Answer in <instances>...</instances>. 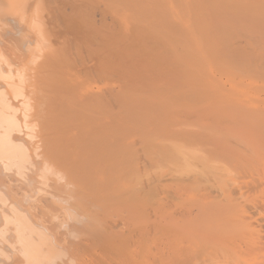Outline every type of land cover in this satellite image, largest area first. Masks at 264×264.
<instances>
[{
    "label": "bare ground",
    "instance_id": "bare-ground-1",
    "mask_svg": "<svg viewBox=\"0 0 264 264\" xmlns=\"http://www.w3.org/2000/svg\"><path fill=\"white\" fill-rule=\"evenodd\" d=\"M40 1L41 2L38 3L37 6L34 2L30 4L31 7L34 5L35 8L32 7L33 9L31 8V12L29 13L27 10H29L28 4L31 0H0V34L5 30L4 22L12 23L13 21L17 27L20 26L19 28H21V33L16 31L20 36L17 38L10 36L11 39L8 38L9 35L6 34L7 31L5 30L6 33H4L8 36L5 38L9 40H6L4 38L5 35L2 34V36L4 35L3 39H5L8 44L14 41V43L12 42L13 44L10 43L13 48H11L10 44V47L7 43H5V45L7 44V48H10L11 51L12 49L14 50V48L15 50L18 49L22 51L23 46V51L25 52V49L27 51L25 55H23V52L17 54L18 52L15 50L13 52L16 53H13L10 50H6L5 46H1L4 42L2 44L0 42L2 50L5 47L4 52L9 51V53H13H10L11 55H9L8 58L14 54L23 57V61L21 58V62L17 63L14 62L16 60L14 56H12L13 58L10 61V59L7 58L8 60H6L0 55V169H7L9 173L14 172L16 175H19V179L21 177L25 179L27 175H30L27 174L29 170L36 171V174L34 173L32 176V173L31 176L36 177L32 179V183L35 185V188L38 189L36 190L39 194L36 199L30 196L31 199L29 201H32L28 205L29 208L24 206L18 199L10 202L4 198L3 195H0V220H2L4 227L10 226L7 232L11 234H9V236L13 237L12 239L14 242L16 244L20 243V249L18 245L15 244L18 248L20 258L14 264H57V261H59L58 256L50 254L51 251L46 249V244L47 241H50V237L54 236V238H56L55 240L59 241V229L62 225L65 227L62 221H59L58 224L55 220L54 222L50 221L51 217L49 212L53 209V203H48V198L50 197L52 200H55L59 193L62 196L67 194V196L65 195L66 199L65 196L64 198L61 196L59 197V199L63 198L62 200H64L62 201L60 199L62 205L68 206L66 209L63 207L62 212L71 209L62 214V216L66 214L65 216L68 215L72 218L70 219L73 223L69 222L72 224V227H70L71 225L68 226L74 229V231L71 229L67 231H72V233H74L77 227V225H75L76 223L81 224L78 226L79 230H81L82 227L78 235L72 234L73 241L69 238L71 236L70 234L68 237L66 228L65 230L64 228L60 229L62 230L61 233H66H64L65 236H63V238L66 237L68 239V243H64L69 245L68 248L75 256H81L80 258L78 257V260H80L77 264L146 263V261H142V256L146 257V255H143L146 251L145 248L140 246L144 249L143 250L138 246V249L141 251L137 249L139 254L136 255L135 252L134 256H132L134 251L131 253L130 249V247H132V250H135L140 242L143 244L144 239H140L141 236L144 237V234L141 232L142 228H140L142 225L139 227L135 226L138 230L139 228L141 229L136 231V228L134 229V226H132L135 222L129 221L133 219L134 215H140V217L145 215L150 216V209L154 206L151 204H158V202L154 200L160 194V190L156 187L157 181L155 182V180L148 175L150 172L145 173L147 176H140L141 172L138 164L140 155L137 149L134 148L136 145H134L135 141L133 140L134 143L130 144V141L135 138L136 135L141 138L139 139L140 141H138L139 144L140 142H148L147 145L151 142H153V145L154 142H167V144L168 142H180V144L183 142V146H181L182 144H170V147L165 143V147H168V150L171 149L169 152L164 148V143H161L162 145L158 144L159 147L156 146V143L153 148H164H161L163 149H160L161 151H157L158 154L159 152L164 153V150L166 152L164 155H158L159 158L166 157V159L164 158L160 160V162L162 161L163 164H166L164 165L167 166V168L169 167L174 170V172H172L174 176H170L172 177V182L174 181L178 185L183 186L186 192L190 189L188 191L190 195H188L189 193L187 195L191 197L190 201H192V203L198 201L197 203H201L203 208L209 204L210 207L212 204V207L216 208V206H218L217 208L219 209L225 208L226 206L225 209H222L226 212L222 213V215L224 214L223 216L218 214L219 209H214L218 211V213L215 214L222 217L220 219L217 217L219 219H216L217 221H213L212 217V219L209 220L210 217H208V220L211 221L210 225V222L208 223L209 228L206 226V223L204 225L208 229L204 227L206 230L204 231L203 225L201 229L204 232L200 230L201 237L202 234H204L208 238V242H206L207 247H209L208 245L214 246V244H216L218 247L213 248L214 251L220 247L221 249L219 248V250H217L218 253L220 252V254H222L224 252L223 254H225H222L220 257L218 256L219 254H215L216 251L214 254L219 258L217 259L216 256V260L214 255V259L210 258L209 262L212 264L215 261H221L220 259H222L223 256L224 258L227 256L226 253H230L229 250L231 249L229 248L234 244V237H240L241 239L243 238V240L246 239V236L242 232L247 225V222H245L243 218L238 217L239 214L238 216L237 213L236 215L232 214L231 208L237 202L234 198V196H236V188L234 187L233 189V187H229L227 183L229 180L227 178L229 177L226 178V176L230 174V170L221 163H223L222 161L225 163V161L229 159L226 156H229L231 152L230 160L231 158L238 159L237 163L241 164L244 169H247L248 165L244 163L246 161L243 160V157H241L243 162L239 160V155L233 151L234 149L232 146V150L229 148V152V150H227L229 145H227L226 148V145L221 142L223 140L220 138L223 137V142H225V138L227 139L229 137L226 136V133L229 131L230 133H227L228 135L234 133L232 136H236L237 141L234 139V142H237V144L239 141L242 142L243 138H245V141L248 143L250 142L251 146H253V153H250L253 159L250 160L252 162L249 161L248 164H252L253 169L256 171L261 167L264 169V153H262L264 152V101L262 100V102L257 96L261 92H257L258 88L254 86V81L251 82L248 75H246L248 72H244V70L246 71L245 67L243 69L239 66L237 70L235 68L237 65L235 64V66L233 64L234 61H232V59V63L230 61L229 64L234 65V67L228 64V59L230 60V58H227V54L229 55L228 50L232 49L233 45L230 48L229 44L231 42H226L229 46H224V43L221 44L223 40L220 41L221 38H219L228 32V28L223 30L224 28L222 26L220 27L222 30L217 31L219 28L216 29V27V30L212 33L214 34L215 32L218 34L221 32V35L218 34L216 39H219L220 43L218 44H221L220 47L223 45V47H221V52L224 47L227 49V52L223 51V53L226 52L225 55L220 53V50L218 53L217 48L219 47H217L216 44L218 41H215L216 39L214 35L211 34L212 31H210V29L214 30V25H218L216 21L218 22L219 20L217 19L231 16L233 13L235 14L237 12L236 10L241 9L238 6V1L232 0L234 4L232 1L227 2L230 0H197L196 2L195 0H65L67 4L63 5V3L60 8L57 6H60L59 4H61V2L58 4L57 0ZM257 1L254 3L258 4ZM262 1L264 0H260L262 4L259 2V6L264 5ZM197 2L200 5L196 4V6H193ZM202 3L204 4V9L208 7L211 9L212 16L207 13L210 11L208 9L207 11L205 10L206 13H204V15L201 7L197 10V6H202ZM207 4L209 6L206 7ZM242 4L244 5L246 3ZM255 4L252 3L251 5ZM223 5L227 7L224 8ZM233 5H235V7ZM220 6L224 8L223 11ZM213 7L217 8L214 9ZM251 7L255 8L254 6ZM44 9L50 14L52 12V16L50 15V18H48L50 19L49 23L51 22L53 27H47L54 28L55 26V29L51 28L53 31L49 29L48 31L50 32H48V28H45V23L41 20L44 16H42V11ZM218 10L219 13L221 12L220 15L216 13ZM224 11H228L229 14L222 13ZM214 12L216 14H214ZM207 14L211 17L209 18ZM206 15L210 21L213 20L212 23L210 21H207L209 22L207 23L206 20H203L204 17L206 18ZM97 16H100V20ZM45 18L44 22H46ZM97 22H99V24ZM210 23L213 26L209 25L208 28L207 25ZM46 24L48 25L47 22ZM64 29L65 33L75 30L79 35H77L76 32L75 37L78 36L77 38H74L72 35L70 39L66 38V40L70 42L68 43L70 44L69 47L65 45V49L55 50L50 44V34H52V32L56 33L59 30H62L63 34ZM10 31L8 30V32ZM223 31L225 33H223ZM65 33L62 36H65ZM209 33L211 34V38L208 35ZM68 34L69 33H67V35ZM72 34L74 35V31ZM228 35L227 33V35L222 38L227 40L226 37ZM68 36H70V34ZM12 38H14L17 43ZM0 41H2V39H0ZM15 43L17 46L14 45ZM18 45H20L21 50L17 48ZM9 53H5V55ZM220 54L224 55V59L219 56ZM232 55H234V52ZM247 55L249 56L250 54ZM256 74L258 73H255V75ZM249 75L253 74L251 73ZM255 75H253V77ZM223 78H225L226 81H223ZM114 83L118 84L117 88H115L116 86ZM99 85L104 86L105 90H94V88H98ZM259 89L261 90L262 88ZM52 96L54 98H52ZM187 96H191L192 99L189 97L187 98ZM64 98L69 99V101L68 99L67 101L68 103L70 102L69 104H71V106L67 104ZM58 101L61 103L59 102L60 104H58ZM62 103L67 104V107L69 106L70 108H67L65 104L61 105ZM55 104H57L56 107L59 108L56 110L57 113L53 111V106ZM60 107L65 109L63 110ZM60 109L61 111H59ZM154 109H158L160 113L158 114ZM159 109L162 112L159 111ZM181 109H184L188 113L189 111L186 109H192V111L196 109L194 111L198 112H194L196 115L191 113V116L190 114L187 115V112L184 111L186 114L185 119L184 113L182 114V111H180ZM153 110L157 112L155 115ZM139 111H141L142 115L138 113ZM179 114H181L182 117ZM117 115L121 120L117 118ZM175 115L178 116L175 118ZM189 115L192 121H189V118H187ZM201 115L206 116V120L209 118L210 122L212 121L211 118L215 120H213L214 123L218 124L219 121L220 125H215L216 127L218 126L217 129L214 125H211L212 122L210 124L212 129L208 128L210 126L205 127L209 137H212L209 138V140L211 141V139L214 140L215 137H218L217 139L215 138L217 140L215 143L219 142L217 146L221 147L223 144L227 153L229 152V154H227L226 151H222L225 150L223 146L219 148L222 154L224 152L227 154L225 155L224 153L225 157H222V154L218 152L219 158H222L221 161L217 160L221 162L219 165L215 163L217 161L209 158L208 154L206 156V153L200 151V149L204 151L205 146L202 148V145H199V149L198 146H196L198 144H192V141L194 142L198 139L196 137L195 140L189 139L188 135L190 134L186 133L188 129L184 131V126L193 125L190 127L193 128L197 125L194 127L197 129L198 125H201L199 119L205 118ZM226 116H230V119L234 121L232 120L230 123L229 119H225ZM192 117L195 118L192 119ZM116 118L121 121V126L118 125V127L120 126L119 128L113 127L111 124L113 122L116 124L113 120H116ZM177 118L181 120L179 121L180 123H178V121L176 122ZM223 118L228 124L223 122ZM183 119H185L184 122H187V119L191 123L193 121L196 123V120L199 122L196 125L194 122L192 124L185 122L187 124L185 125L182 121ZM209 119L207 121H209ZM207 121L203 122L207 123ZM163 122H165V124H161ZM179 125H182V128ZM222 126L223 128L226 127V129H223ZM230 126H232L230 130L227 129V127L229 128ZM178 127L181 129H178ZM200 128L202 129L203 127L200 126ZM232 128H234V130ZM208 129L209 131L213 130V132L208 133ZM189 130L187 131L189 133L190 131H196ZM216 131L218 134L219 132L221 134L226 131L224 133L226 137L223 135H216ZM203 132L201 133L204 138L205 134H203ZM192 133L194 132H191V134ZM210 133H214L213 136H215L213 137ZM129 134H131V139ZM200 134L197 133V135ZM208 135L206 136L208 137ZM173 137H177L178 139H174ZM171 138L173 140L170 141ZM192 138L194 137L192 136ZM233 138L229 137L228 139L229 141L230 139L233 141ZM67 140L68 143L70 141L78 143L75 145H71L70 143L66 144L65 142ZM188 140L193 146L191 145L190 147L187 143L189 142ZM62 142L67 148H63ZM90 142H92L91 147ZM107 142L110 144L112 142L115 143L111 144L112 147L108 144V146H110L109 148H102L101 146ZM256 142H260V144ZM59 143H61L62 146ZM151 146L152 144H150V147H145V150H150ZM153 148H151V151ZM209 148H211V146ZM216 148V151H219L218 147H215V149ZM235 150H238L237 147ZM154 151L156 153V150ZM142 153L145 154V152ZM142 153L141 155H143ZM216 155L214 157H216ZM148 158L150 159V156L146 159ZM156 160L157 159H155V161ZM146 161L150 162L151 160ZM170 162L171 165L174 164L171 167L168 164ZM27 167H31V169H27ZM237 169L239 171H244L241 167V170L239 168ZM159 170L162 171V169ZM47 171H49V173ZM156 174L154 177H156ZM36 175H38V178L41 176V178H39L40 180H38ZM53 176L56 181L50 180L54 179ZM97 178H99V180H97ZM215 178L218 179L216 180ZM44 179V182H47V179H49L51 183L54 181L55 185L53 186L55 188L53 187V191L50 190V187H52L51 183L46 185L49 191H43L42 187L40 188L42 191H39L40 183H42ZM157 179H160V177ZM177 184H175V186ZM180 186L178 187L180 188ZM253 186L255 185L253 184ZM34 191L35 190L32 191L33 194H37L34 193ZM54 191L58 194L56 195ZM7 193L9 194V192ZM42 193L43 196L40 197ZM213 195L215 197H213ZM243 195L246 194L244 193ZM169 196H171V194ZM43 198H46L48 201ZM237 198L238 197H236V199ZM156 200H158V198ZM174 201L176 200L174 199ZM42 202L48 204L44 205L46 208L42 206ZM239 203L241 202L239 201ZM7 204L9 206L8 208ZM16 204L17 207L20 206L19 208H21L22 211L27 209L28 212H25L28 213V216L30 215L29 218L32 222L27 220L25 212L22 213L14 209ZM49 204H51L52 208H50ZM47 207H49L50 211H48L49 209ZM119 208L125 211H120ZM99 209L104 212L103 214H106L104 215L105 219H109V217L111 218L112 216H116V218L120 217L118 213L121 212L122 215V213L125 212L123 215L124 217H120L124 221L119 220L120 218H111V222H114V224L111 222L107 224L105 223L106 220L102 218L103 214L101 215L100 212H96ZM205 209L207 208L205 207ZM248 209H250L249 206ZM114 210L115 212L113 213ZM228 210H230V212H228ZM205 211L206 210H202V214L208 215L211 213H209V210H207V213ZM76 213L82 216H79V219L81 220L82 218V221L77 220L78 215ZM163 213L165 214V211ZM212 213L214 212L212 211ZM136 217L138 218V216ZM243 217H245V215H243ZM114 219L119 223H115ZM204 221H206V218ZM65 222H68V220ZM1 225L0 227H2ZM130 225L133 228H130ZM74 226L76 227L74 228ZM122 226L126 228H122ZM36 227L40 230H46L47 234L43 233L42 235L38 232ZM3 229H0V240L4 237L6 231ZM78 229L76 228V231ZM134 232H138V236H134L139 239L136 241L134 237V245L138 243L135 246L136 248L134 247L135 249H133L132 246L133 240L131 242L132 235L135 234ZM140 232L141 236L139 235ZM67 239H65V241ZM219 244H221V246H219ZM58 245H56V248H58ZM63 245L62 247H66ZM254 245L256 246V244L250 242L253 255L255 254L250 264H264V251H260L257 246L254 248ZM233 246L231 248H233ZM65 249L64 251L71 253L67 247ZM129 253H131V255ZM71 254H69V256ZM75 256L73 258V255H71L72 258L69 257V260L71 258L77 262ZM64 259H61V261H64ZM70 261L72 262V260ZM70 261L66 262L65 260L64 263L71 264L69 263ZM58 264H60V262Z\"/></svg>",
    "mask_w": 264,
    "mask_h": 264
},
{
    "label": "rangeland",
    "instance_id": "rangeland-1",
    "mask_svg": "<svg viewBox=\"0 0 264 264\" xmlns=\"http://www.w3.org/2000/svg\"><path fill=\"white\" fill-rule=\"evenodd\" d=\"M68 1V0H67ZM67 1H66V3H65V0H63V2H62V0H57V3L59 4L60 2H61V4H59L60 6H57L58 8H60L61 6H62V4L63 5H65V4H67ZM71 1V0H70ZM197 0H195V2H196ZM205 1V0H204ZM207 1V0H206ZM213 1V0H212ZM232 0H230V1H227V2H231ZM236 1H238V6L241 8V9H239V10H241V11H239V10H236L235 8V10L238 12H236L235 14L233 13H231L232 15L231 16H226V18L225 17H223V18H220V19H217V20H219L218 22L216 21V23H218V25H212L211 23H212V21H210L209 19H208V17H207V15L208 14H212V12H211V9H209V7L208 8H206L207 6H209L208 4L206 5V9H204L203 8V3L201 4L202 6H197V10H198V8L199 7H201L202 9H203V15H204V13H206L205 12V10L207 11V9L208 10H210L209 12H211V13H209V12H207L208 14L206 15V18L204 17L203 18V20H206V22L207 21H210L211 23L210 24H206L207 25V27L209 28V25H211V26H213V29L214 30H212V29H210V31H212L211 32V34L213 33V31H215L216 29H218L217 31H221L222 29H220V27H222L223 26V30H225V29H227V31L228 32H226V34L224 35V36H226L227 35V33L229 34L226 38H227V40L226 39H224V38H222V37H224V36H220L219 38H221L220 39V41L221 40H223L222 42H221V44H223L224 46H226L227 45V47L230 45V48L232 47V45H233V47H232V49H229V50H232V51H229L228 50V53H229V55L227 54V58H230V60L228 59V64L230 63V61H231V59H232V61H234L233 62V64L236 66L235 68L238 70V67L240 66V67H242L243 69H244V67H245V69H246V71L244 70V72L245 73H247L246 75H248V78L250 79V81L251 82H253L254 83V86H256V88H262L260 91L257 89V92H261V93H259V95H257L259 98H260V100L262 101H264V12H263V10H264V5H261L262 3L260 2V0H255V1H257L258 2V4H259V2L261 3L260 5L261 6H263V7H261V6H259L258 4H255L254 2V0H236ZM235 1V2H236ZM32 2H34V4L37 6V4L38 3H40L41 1L40 0H36V1H32L31 0V2H29V4H28V8H29V10H27V12H31V8L32 7H34V5L31 7V3ZM36 2V3H35ZM203 2V1H202ZM246 3V4H242V3ZM256 2V3H257ZM262 2H264V1H262ZM56 3V4H57ZM201 3V2H200ZM219 3H221V2H219ZM232 3H234L233 1H232ZM237 3V2H236ZM240 3H241V6H240ZM255 4V5H251V4ZM196 4L198 5L199 3L197 2V3H195V5H193V6H196ZM211 4V3H210ZM218 4V3H217ZM223 4V3H222ZM229 4V3H228ZM235 4V3H234ZM250 5V7H249V5ZM200 5V4H199ZM214 5V4H213ZM231 5V4H230ZM258 5V6H257ZM215 6V5H214ZM224 6V5H223ZM234 7H235V5H233ZM251 6H254L255 8H253V7H251ZM218 7H219V4H218ZM221 7V6H220ZM227 7V6H226ZM225 6H224V8H226ZM232 7V6H231ZM27 8V9H28ZM35 8V7H34ZM195 8V7H194ZM214 8V7H213ZM212 8V9H213ZM215 8H217V7H215ZM214 8V9H215ZM222 8V7H221ZM224 8H222V11H223V9ZM237 8V7H236ZM243 8V9H242ZM247 8H250V9H247V10H249V11H247L246 9ZM260 8H262V9H260ZM33 9V8H32ZM254 9V10H253ZM35 10V9H34ZM196 10V9H195ZM243 10V11H242ZM254 12H253V11ZM258 10V11H257ZM259 10H261V11H259ZM43 12H44V14H43ZM46 12V13H45ZM50 12H51V10H50ZM258 12V13H257ZM216 13H219V10H218V12H216ZM215 12H214V14H216ZM221 13V12H220ZM220 13L218 14V15H220ZM222 13H225V14H229V12L228 11H224V12H222ZM251 13V14H250ZM256 13V14H255ZM260 13H261V15H260ZM47 14V15H46ZM51 14H52V12H51ZM49 12H47L45 9L42 11V18H41V20H42V22L43 23H45L44 24V26H46L45 28L47 29V31L49 30V29H51L52 27H53V25H52V23L50 22L49 23V21H50V15H51ZM68 14H69V12H68ZM237 14V15H236ZM49 15V16H48ZM213 15V14H212ZM211 15V16H212ZM217 15V16H218ZM222 15H224V14H222ZM52 16V15H51ZM209 16V15H208ZM211 16H209V18L211 17ZM225 16V15H224ZM233 16H234V18H233ZM247 16H248V18H247ZM257 16V17H256ZM49 17V18H48ZM100 16H97V18H99ZM215 17V16H214ZM214 17H212V18H214ZM229 17V18H228ZM237 17V18H236ZM241 17V18H240ZM253 17V18H252ZM44 18H45V21L48 23V25L46 24V22H44ZM211 18V19H212ZM257 18V19H256ZM259 18V19H258ZM263 18V19H262ZM256 19V20H255ZM262 19V20H261ZM99 20H100V18H99ZM99 20H97V21H99ZM229 20V21H228ZM238 20V21H237ZM243 20V21H242ZM255 20V21H254ZM260 20V21H259ZM259 21V22H258ZM11 22V21H10ZM205 22V23H206ZM222 22V23H221ZM227 22V23H226ZM258 22V23H257ZM98 24H99V22H97ZM207 23H209V22H207ZM233 23V24H232ZM237 23V24H236ZM254 23V24H253ZM101 24V23H100ZM213 24H215V23H213ZM220 24V25H219ZM222 24H224V25H222ZM6 26H7V28H6ZM47 26H52V27H47ZM210 26V27H211ZM247 26V27H246ZM4 27H5V30L7 31V33L5 32V30L0 34V36H2V34H4L5 35V33L7 34V35H9V37L7 36V35H3L4 36V38L5 37H8V38H10V36H14V37H19L20 35L18 34V32L19 33H21V28H19L20 26H18L17 27V25H15V22H13L12 21V23H9V22H7V23H5L4 22ZM217 27V28H216ZM212 28V27H211ZM216 28V29H215ZM230 28V29H229ZM52 29H55V26H54V28H52ZM50 30V31H53V30ZM233 29V30H232ZM237 29V30H236ZM8 30L12 33H10V32H8ZM16 31H18V32H16ZM50 31H48V32H50ZM60 31V30H59ZM59 31H57L56 33H53L52 32V34H50L51 36H53V37H51L50 36V38H49V40H50V44L55 48V50H60V49H65L66 47H65V45L67 46L68 45V47H69V45L70 44H68V43H70V42H68V40H66V38H69L70 39V37H74V38H77L78 36H76L75 37V33L77 32V31H75V30H71L70 32L68 31L67 33H69L70 34V36H68L67 35V33H65V29H64V31H63V34H62V30L60 31L61 32V34H60V32ZM74 31V35L72 34V32ZM209 31V30H208ZM209 31V32H210ZM216 31V32H217ZM239 31V32H238ZM5 32V33H4ZM14 33H16V34H14ZM64 33L66 34L65 36H62V35H64ZM221 32H219L218 34L219 35H221L220 34ZM223 33H225L224 31H223ZM55 34H57V35H55ZM77 35H79V33L77 32L76 33ZM211 34L209 33L208 35H209V37L211 38ZM218 34H216L215 32H214V34H212V35H214V38L216 39V36L218 35ZM18 35V36H17ZM72 35V36H71ZM223 35V34H222ZM3 36L2 37H0V39H2V41H0L1 42V44L4 42V44L3 45H1L2 47L3 46H5L6 47V50H10V48L8 49L7 47L9 46L10 47V45H11V48H13L12 47V44L14 43V41H11L10 43H12V44H8L7 43V41L6 40H9L8 38L5 40V39H3ZM58 37V38H57ZM60 37V38H59ZM61 37H63V38H61ZM65 37V38H64ZM229 37V38H228ZM260 37V38H259ZM51 38H53V39H51ZM74 38H71V39H73V40H75ZM11 39V38H10ZM13 40H15L14 38H12ZM61 39H64V40H61ZM215 39H213V40H215ZM252 39V40H251ZM254 39V40H253ZM52 40V41H51ZM212 40V39H211ZM226 40V41H225ZM217 43V47H219V48H217V50H218V53H219V50H220V53H222V54H226V50L227 49H225V47L223 48V50H222V52H221V47H223V45L220 47V45L218 44V43H220L219 42V39H216L215 40ZM238 41V42H237ZM9 42V41H8ZM15 42H16V40H15ZM226 42H231L229 45H228V43H226ZM5 43H7L8 44V46H7V44L5 45ZM17 43V42H16ZM16 43L14 44V45H16ZM226 43V44H225ZM17 46V45H16ZM15 46V47H16ZM5 47H4V49H5ZM67 47V48H68ZM17 48H20V45H18V47ZM23 49H22V51H19L18 49L17 50H15V48H14V50L16 51V52H18L17 54H19L20 52H23V55H25V54H27V53H25V52H27L26 51V49H25V52L23 51L24 50V46L22 47ZM2 50V48L0 47V55L2 56V58H4V59H6V60H8V59H10V61H11V59L13 58L12 56H14L15 57V61L14 62H17V63H20L21 62V60L23 61V57H20L19 55H12V56H10V58H8L9 57V55H11V54H13V53H16V52H13L14 50L12 49V51L11 52H13V53H9V51L7 52H4L5 50ZM20 50H21V48H20ZM223 51H226L225 53H223ZM238 51V52H237ZM252 51V52H251ZM233 52H234V55H232L233 54ZM237 52V53H236ZM241 52V53H240ZM254 52V53H253ZM5 53H9V54H6L5 55ZM22 54V53H21ZM247 54H250L249 56L247 55ZM253 54V55H252ZM8 55V56H7ZM22 55V56H23ZM224 55H219L220 57H222V59H224L223 57H224ZM7 56V57H6ZM19 56V57H18ZM234 56V57H233ZM251 57V58H250ZM8 58V59H7ZM22 58V59H21ZM250 58V59H249ZM21 59V60H20ZM257 60V61H256ZM13 61V60H12ZM232 61H231V63H232ZM241 63V64H240ZM230 65V64H229ZM232 65V64H231ZM230 65V66H231ZM234 65H232V67H234ZM247 65V66H246ZM259 65V66H258ZM261 65V66H260ZM249 67V68H248ZM262 67V68H261ZM241 68V69H242ZM262 70H261V69ZM240 69V70H241ZM250 69H252V70H250ZM254 69V70H253ZM249 70V71H248ZM256 70V71H255ZM251 71H253V72H251ZM261 71V72H260ZM258 73V74H256L255 75V73ZM253 74V75H255L254 77H253V75H249V74ZM263 75V77H262V75ZM260 74V75H259ZM251 76V77H250ZM262 77V78H261ZM257 80H256V79ZM253 79V80H252ZM259 80V81H258ZM223 81H226V79L225 78H223ZM262 81V82H261ZM114 85L116 86H113V87H115V88H117L118 87V84H115L114 83ZM111 86H112V84H111ZM102 87V88H101ZM97 89H103V90H105L104 89V86H98V88L97 87H95L94 88V90H97ZM263 91V92H262ZM115 93V92H114ZM258 94V93H257ZM262 94V95H261ZM54 97H55V95H54ZM53 96H52V98H54ZM191 98L192 99V97L191 96H187V98ZM263 98V99H262ZM65 99V98H64ZM63 99V100H64ZM67 99L68 98H66L65 100L67 101ZM193 99H194V97H193ZM186 100H188V99H186ZM61 101V100H60ZM60 101H58V104H60L61 102ZM65 101V102H66ZM68 101H69V99H68ZM68 101H67V104H69L68 103ZM192 101V100H191ZM262 101V102H263ZM60 102V103H59ZM64 102V101H63ZM190 102V101H189ZM65 104V103H64ZM63 103L61 104V105H64ZM67 104H65L66 105V107H67ZM60 105V106H61ZM70 106H71V104H69ZM57 106V104H55L53 107V111L54 112H56V110L57 109H59V108H57L56 107ZM61 109H63L62 107H60ZM67 108H70L69 106L67 107ZM55 109V110H54ZM61 109L59 110V111H61ZM65 109V108H64ZM63 109V110H64ZM62 110V111H63ZM155 110V109H154ZM154 110H153V112H154ZM179 110V109H178ZM186 110H188L189 111V113L187 112V111H185L184 109L182 110H180V111H182V114L184 113V111L185 112H187V115L188 114H190L191 115V113L192 114H194V112L195 113H197L198 111H194V110H196V109H194L193 111H192V109L190 110V109H186ZM155 111H157L158 112V109H156ZM159 111H161L160 109H159ZM179 111V112H180ZM192 111V112H191ZM143 112V111H142ZM157 112H154V115H155V113H157ZM162 112V111H161ZM178 112V111H177ZM178 112V113H179ZM201 112V111H200ZM57 113V112H56ZM138 113H140L141 115H142V113H141V111H139ZM144 113V112H143ZM160 112H158V114H159ZM181 113V112H180ZM199 114V113H198ZM198 114H197V116H198ZM161 115V114H160ZM179 115H181V114H179ZM184 118L186 117V114L184 113ZM190 115H189V117H187V118H189V121H192V120H190ZM194 115H196V114H194ZM193 115V116H194ZM118 116V115H117ZM176 116H178V115H175L174 117L176 118ZM192 116V115H191ZM202 116V115H201ZM200 116V117H201ZM180 117V116H179ZM178 117V118H179ZM181 117H182V115H181ZM199 117V118H200ZM204 119H199L200 120V123H201V127H203L202 129L200 128V126L198 125V128L200 129H196V128H194V127H196L197 125V123L199 122L198 120H196L197 122L195 123L194 121V123H195V125L196 126H194L193 128H190L191 126H193V125H191V126H184L185 128H184V131H185V129H188L189 130V128H190V130H196V131H190V133L189 132H187L186 131V133L187 134H190V135H188V137H189V139L191 138V139H198V140H195L194 142L192 141V144H198V145H196V146H198V148L200 149V147H199V145L201 146L202 145V148H204V146H205V149H204V151H202V149H200V151L201 152H203V153H206V156H207V154H208V157L209 158H212V160H214V161H217V160H219V161H221L222 160V158L220 157L219 158V153L218 152H220V154H222V152H221V149L219 150V148H221L222 146H223V144H225L226 145V148H227V145H229L228 146V149L227 150H229V148H230V150H232V148L234 149L233 151L234 152H236L237 153V155H239L238 156V158H239V160L241 161V162H243L242 161V158L241 157H243V160H245L246 162H244V163H246L247 165H248V167H247V169L245 168H242V166H241V164H239V163H237V160L238 159H233V158H231V160L234 162H232L231 160H230V157H231V152H230V150H229V152H230V154H229V152L227 153V150L225 149V147H224V149L225 150H222V151H226V153L227 154H229V156L225 153V155H227L226 157H228L229 159H227L226 161H228V162H226L225 161V163H224V161H222L223 163H221V162H215L216 164H223V165H225L226 167H228L229 168V170H230V174L229 175H227L226 176V178L227 177H229V178H227V179H229L228 181H227V183H228V185H229V187L231 186V188L233 187V189H234V187L236 188L235 189V192H236V196H234V198H235V201H237L238 202V204H237V202L233 205V207L231 208V211L233 212L232 214H234V215H236V213H237V216H238V214H239V216L238 217H241V218H243L244 220H245V222H247V225L245 226V229L243 230V234L246 236V239H244L243 240V238L241 239L240 237H234V241H233V245H231V247L233 246V248H229V249H231V250H229V249H227V250H229L230 251V253L229 254H227L226 252V259L224 258V256L222 257V259H220L221 261H219V262H216L215 260H213V261H215L214 263H212V264H250L251 263V261L254 259V255H253V252H252V248H251V246H250V242H253L254 244H256V246H257V248H259V250L261 251H264V169L261 167V168H259V170L258 171H256V170H254L253 169V166H252V164H248V162L250 161V160H252L253 159V156H250L251 154L250 153H253V146H251V144H250V142L248 143V142H246L245 141V138H243V140H244V142H243V140H242V142L244 143H242V142H240L239 140V142H238V144H237V142H234V139H236V136L234 135V136H232L231 134L230 135H228L227 133H230V128L232 127V126H234V125H232V126H230L229 128L227 127V129H229V130H227V131H229V132H227L226 133V136H229L230 138L232 137H234L233 138V141H231V139H230V141H229V137L226 139L225 138V142H223L224 141V138L222 139V138H220L221 140H223V141H221L223 144H222V146L220 147V146H217L218 144H219V142H216L215 143V141H217L216 139L218 138H214V140L213 139H211V141L209 140V138H212L211 136L209 137V135L207 134V129H205V127H208V126H210V127H208V128H211V125H218L219 124V121H218V124L217 123H214L213 122V118H211V122H212V124H211V122H210V119H209V121H207L206 120V116H202ZM117 118H119V120H121V118L118 116ZM117 118H116V120L115 119H113L114 121H115V123L116 124H114V122L113 123H111L112 125H113V127L115 126V127H118V125H120L121 126V121H119V120H117ZM164 118V117H163ZM162 118V119H163ZM178 118H177V120H176V122L178 121V123H180L179 121H181L180 119L178 120ZM195 117H192V119H194ZM186 119V118H185ZM185 119H183L182 121L184 122V120ZM197 119H198V117H197ZM225 119H229L230 120V123H231V121L233 120V119H230V116L228 117V116H226V118ZM201 120H202V122H201ZM223 120H224V118H223ZM229 120H227V121H229ZM117 121V122H116ZM188 121V119H187V122L186 123H188L189 122ZM203 121H207V123L206 122H203ZM215 121V120H214ZM217 121V120H216ZM234 121V120H233ZM120 122V123H119ZM184 122V123H185ZM192 122V123H193ZM223 122H225V120L223 121ZM65 123V122H64ZM118 123V124H117ZM185 123V125H187ZM189 123H191V122H189ZM188 123V124H189ZM191 123V124H192ZM214 123V124H213ZM226 123V122H225ZM63 124V123H62ZM110 124V125H111ZM161 124H165V122H163V123H161ZM202 124H203V126H202ZM211 124V125H210ZM226 124H228V123H226ZM226 124H224V125H226ZM232 124H235V123H232ZM117 125V126H116ZM220 125V124H219ZM222 125V124H221ZM223 125V126H224ZM231 125V124H230ZM119 126V127H120ZM180 127L182 126V125H179ZM223 126H222V128H223ZM228 126V125H227ZM118 127V128H119ZM140 127V126H139ZM180 127H178V129L180 128ZM218 127V126H217ZM217 127L215 126V128L217 129ZM220 127V126H219ZM182 128V127H181ZM180 128V129H181ZM225 129H226V127H224ZM223 128V129H224ZM206 130V131H204V130ZM212 129V128H211ZM233 130H234V128H232ZM120 130V129H119ZM183 130V129H182ZM221 130V129H220ZM206 132V133H204V132ZM236 131V130H235ZM133 132V131H132ZM132 132H131V134H132ZM135 132H137V131H135ZM191 132H196L195 133V135H194V133H192L191 134ZM201 132H203V134H205L204 135V138H203V135H202V133L200 134ZM209 132H213V130L212 131H209V129H208V133ZM219 132V131H218ZM226 131H224V132H222L221 134H220V132H219V134L217 133V131L215 132V133H217L216 135H218V136H225L224 135V133H225ZM140 133V132H139ZM185 133V132H184ZM185 133V134H186ZM197 133L198 134H200V135H202V136H200V135H197ZM210 133V134H211ZM264 133V132H263ZM131 134H129V137H130V139H131ZM187 134H186V136H187ZM214 134V133H213ZM213 134H211L212 136H213ZM236 134V133H235ZM135 135H136V133H135ZM134 135V136H135ZM206 135H208V137L206 136ZM264 135V134H263ZM172 136V135H171ZM192 136L194 137V138H192ZM215 136V135H214ZM213 136V137H214ZM225 136V137H226ZM132 137H133V134H132ZM196 137V138H195ZM199 137V138H198ZM203 139H202V138ZM238 137V136H237ZM174 138V137H173ZM129 139V140H130ZM138 139V140H137ZM139 139H141L139 136L137 137V135H136V137L135 138H133L130 142V144H133L134 142H133V140L135 141V143H134V145H135V149H137V151L139 152V159L140 160H138L139 162H138V164H139V170H140V172H141V177L143 176H147V174L145 175V173H148V172H152L151 174L150 173H148V175H150L151 177H152V179H154L155 180V182H156V187H158V189L160 190L159 192H160V194L158 195V200H154L155 202H158V204L156 203V204H151V205H154L151 209H150V212H149V215L150 216H148V215H145V216H141L140 217V215H134V217H133V219H130V221L129 222H131V221H133V222H135L132 226H134V229L136 228V227H139V226H141L142 225V227H140V228H142V234H144V237L143 236H141V232H140V236H141V238L140 239H144L143 240V244H142V242H140V244H136L137 245V248L135 247L136 245H134L135 244V240H134V237L138 234V232L136 233V232H134L135 234H133L132 235V239H131V242H132V240H133V244H132V246H133V249H135V250H132V247H130V249H131V253L134 251V254L132 255V256H134L135 255V252H136V255L137 254H139V251H141V250H139L138 249V246H139V248H141L140 246H142L143 248H145L146 249V251H145V254H143V255H146V257L145 256H142L143 258V260L142 261H146V263H144V264H151V263H154V264H176L177 262V264H211V262H209L210 261V258H213L214 259V255L215 254H219L218 256H222V254L224 253H222V254H220V252L218 253V251L217 250H219V248L218 249H216L215 251H214V249L213 248H216V247H218V246H216V244H214V246L213 245H208L209 247H207V244H206V242H208L207 241V237L204 235V234H202V237H201V232H200V230H202L201 229V227L204 225V224H206V226L208 227L210 224H211V221H209V220H211L212 218V220L213 221H217V220H219L223 215H222V213L224 212V213H226L225 211H223L222 209L224 208H221V209H219V208H217L218 206H216V208H217V210L219 209V213H218V211H216V210H214V209H216L215 207H212V204H211V207H210V204L209 205H206L205 207L207 208V209H205V207L203 208V206H202V204L201 203H197L198 201H195L194 203H192V201H190L191 200V197H188V195H190V193L187 191L186 192V190L184 189V187L183 186H180V185H178L176 182H172V177L174 176V173H172V172H174V170L173 169H171V168H167V166H165L164 164H163V162L161 161L160 162V160H162V159H166V157H164V158H159L158 157V155L159 154H161V155H164V153L166 154V152H165V150H164V153L162 154V153H160L159 152V154H158V152L157 151H159L161 148H163V147H160V149H158V148H153V146H155V144H156V146L157 147H159V145L158 144H160V145H162L161 143H164V148H166V150H168V147H165L166 145H170V144H174V145H178V144H180V142H168V144H167V142H154V145H153V142H151L150 144H152V146H151V148H153V150L151 151V148H150V150H145L148 146L150 147V144H148L147 145V143L148 142H140V144H139V142L138 141H140ZM174 139H178L177 137H175ZM205 139H207V140H205ZM220 139H218V140H220ZM171 140H173L172 138L170 139V141ZM204 140V141H203ZM137 141V142H136ZM175 141H177V140H175ZM189 141V140H188ZM199 141V142H198ZM201 141H203V142H201ZM208 141V142H207ZM227 141V142H226ZM236 141H237V139H236ZM66 144H71V145H75L76 143H78V142H69L68 143V140L65 142ZM92 142H90V147H91V144ZM113 143H115V142H112L111 144H113ZM129 143V142H128ZM143 143V144H142ZM165 143H166V145H165ZM183 142H181V144H182ZM185 143V142H184ZM189 145H190V147H191V142L189 141V142H187ZM186 143V144H187ZM201 143V144H200ZM242 143V144H241ZM250 145V147H249V145ZM257 144H260V142H256ZM21 144H23V143H21ZM61 146H62V144H63V142H62V144L61 143H59ZM93 144H94V142H93ZM108 144H110L109 142H107L106 144H103V146H101L102 148H109L110 146H108ZM110 144V145H111ZM127 144V143H126ZM180 144V145H181ZM210 144V145H209ZM214 144V145H213ZM253 144V143H252ZM65 144H63V148H65L66 146H64ZM146 145V146H145ZM173 145V146H174ZM220 145H221V143H220ZM246 145H248V146H246ZM108 146V147H107ZM181 146H183V144L181 145ZM188 146V145H187ZM193 146V145H192ZM195 146V145H194ZM211 146V148H209ZM231 146H232V148H231ZM69 147V146H68ZM111 147H112V145H111ZM139 147V148H138ZM146 147V148H145ZM170 147V146H169ZM171 147H172V145H171ZM209 149H208V148ZM215 147H218V150L219 151H216L217 150V148L215 149ZM236 147H237V149L238 150H235L236 149ZM243 147V148H242ZM264 147V146H263ZM67 148V147H66ZM144 148V149H143ZM163 148V149H164ZM213 148V149H212ZM158 149V150H157ZM163 149H161V150H163ZM173 149V148H172ZM210 149H211V151H210ZM223 149V148H222ZM251 149V150H250ZM140 150H143V151H140ZM154 150H156V153H155V151ZM160 150V151H161ZM171 150V149H170ZM170 150H168V152L170 151ZM148 151V152H147ZM208 151V152H207ZM214 151H216V152H214ZM233 151H232V154H233ZM250 151V152H249ZM264 151V150H263ZM142 152H145V154L144 153H142ZM141 153L143 154V155H141ZM153 153H155V154H153ZM224 153L222 154V157H225V155H224ZM241 153V154H240ZM262 153H264V152H262ZM213 154V155H212ZM217 154V155H216ZM146 156V158L147 157H149L150 156V159L148 158V159H146L145 158V156ZM156 155V156H155ZM210 155V156H209ZM216 155V157H218V158H216V157H214ZM234 155V154H233ZM236 155V156H237ZM252 155H254V154H252ZM142 156V157H141ZM160 156V155H159ZM235 156V157H236ZM246 157V159H245V157ZM163 157V156H162ZM252 157V158H251ZM256 157V156H255ZM263 157H264V154H263ZM145 158V159H144ZM214 158V159H213ZM251 158V159H250ZM155 159H157L156 161H155ZM216 159V160H215ZM146 160H151L150 162L149 161H146ZM154 160V161H153ZM223 160H224V158H223ZM231 162H230V161ZM248 160V161H247ZM153 161V162H152ZM235 161H236V163H235ZM239 161V162H240ZM240 162V163H241ZM250 162H252V161H250ZM263 162H264V159H263ZM163 165H162V164ZM172 163H174V162H172ZM169 165H170V167L171 166H173V165H171V162L170 163H168ZM232 164V165H231ZM243 164V163H242ZM240 166L241 167V169H243L244 171H242L241 169H240V167H238V166ZM144 166V167H143ZM236 166V167H235ZM244 166H245V164H244ZM250 166H251V168H250ZM142 167V168H141ZM165 169H164V168ZM264 167V166H263ZM234 168V169H233ZM237 168H239L241 171H239ZM27 169H31V167L30 168H28L27 167ZM159 169H162V171L161 170H159ZM167 169V170H166ZM237 169V170H236ZM249 169V170H248ZM4 170V169H3ZM3 170H1L0 169V195H3V197L4 198H6L8 201H10V202H12V201H14V200H16V199H18V200H20L21 202H22V204L24 205V206H27V208H29V204H30V202L32 201H29L31 198H30V196H33V199H36V198H38V193H37V188H35V185L32 183V179L34 178H36L35 176L34 177H32L33 175H34V173L36 172H34V170L33 171H31V170H29V172L27 173V174H30V175H27V177L25 178V179H23L22 177L19 179V175H16L14 172H12V173H9L8 172V170L7 169H5L4 171ZM164 170V171H163ZM263 170V171H262ZM28 171V170H27ZM31 172V173H30ZM48 173H49V171H47ZM139 172V173H140ZM154 172V173H153ZM163 172V173H162ZM247 174H246V173ZM33 173V174H32ZM157 173V174H156ZM159 173V174H158ZM31 174H32V176H31ZM36 174V173H35ZM155 174H156V177L158 178V177H160V179H157L156 177H154L155 176ZM162 174V175H161ZM171 174V175H170ZM236 174V175H235ZM37 176V178H38V175H36ZM149 176V177H150ZM170 176H172V177H170ZM39 178H41V176H39ZM38 178V180H40ZM52 178V177H51ZM53 178H54V176H53ZM162 178V179H161ZM164 178V179H163ZM166 179V180H165ZM216 180L218 179V178H215ZM42 180V179H41ZM51 181L52 180H54V181H56L55 180V178L54 179H50ZM97 180H99V178H97ZM159 180V181H158ZM162 180V181H161ZM233 180V181H232ZM45 181V179L43 180V182L42 183H40V186H39V191H46V190H48L49 191V189H48V187L46 186L47 184H50L51 183V181H49V179H47L46 181L47 182H44ZM54 181L51 183V186L52 187H50V190L51 191H53V189L55 188L53 185H55L54 184ZM166 181H168V182H166ZM170 181V182H169ZM49 182V183H48ZM154 182V183H155ZM45 185H44V184ZM172 183H174V184H172ZM231 183V184H230ZM163 184V185H162ZM165 184V185H164ZM175 184H177L176 186H175ZM234 184V185H233ZM253 184L255 185V186H253ZM33 185V186H32ZM42 185V186H41ZM189 185V184H188ZM45 186V187H44ZM178 186H180V188L178 187ZM42 187V190H40V188ZM44 187V188H43ZM54 187V188H53ZM160 187H161V189H160ZM183 187V188H182ZM33 188V189H32ZM238 188V189H237ZM37 189V190H36ZM178 189V190H177ZM6 190V191H5ZM8 190V191H7ZM33 190H35L34 191V193H37V194H33ZM241 191V192H239V191ZM177 191V192H176ZM178 191H179V195H178ZM182 191V192H181ZM4 192V193H3ZM5 192H6V194H8L7 192H9V194L8 195H6L5 194ZM55 193H56V191H54ZM191 192V191H190ZM44 193V192H43ZM43 193L40 195V197H42L43 196ZM62 193V192H61ZM184 193H186V194H184ZM189 193V194H188ZM246 194V195H243V194ZM4 194H5V196H4ZM33 194V195H32ZM46 194V193H45ZM44 194V195H45ZM58 193H56V195H57ZM171 194V196H169ZM188 194V195H187ZM213 194H215V193H213ZM238 194V195H237ZM10 195V196H9ZM47 195V194H46ZM49 195V194H48ZM67 196V194H64L63 196L59 193L58 194V196H57V198H55V200H52L50 197L48 198V197H46V198H48L49 199V201L46 199V198H43V199H45V200H47L48 201V203H53V209L50 211V209H49V207H47L48 209H45V210H48V211H50L49 212V215H50V217H51V219H50V221H53L54 222V220L56 221V223L58 224L59 223V221H62V223L63 224H65L64 226L65 227H63V225H62V223H61V225H62V229L64 228V230H65V228H66V231L67 230H72V231H74V229H72V228H70V227H72V224H70L69 222H71V223H73L72 222V218L71 217H69L68 215L67 216H62V214H63V212H68V211H70V210H67V211H63L62 212V208L64 207L65 209L68 207H66L65 205H62V203H61V200L64 198V196ZM239 195H240V197H239ZM63 197V198H60L59 199V197ZM66 196H65V199H66ZM168 196V197H167ZM174 196V197H173ZM177 196V197H176ZM241 196H242V198H241ZM213 197H215L214 195H213ZM236 197H238L237 199H236ZM173 200H172V199ZM185 198V199H184ZM174 199L176 200V201H174ZM182 199V200H181ZM240 199V200H239ZM52 200V201H51ZM60 200V201H59ZM188 200V201H187ZM244 200V201H243ZM247 200H249V201H247ZM62 201H64V200H62ZM67 201V200H66ZM65 201V202H66ZM167 201V202H166ZM182 201V202H181ZM184 201V202H183ZM234 201V202H235ZM239 201L241 202V203H239ZM180 202V203H179ZM192 204H191V203ZM67 203V202H66ZM154 203V202H153ZM243 203V204H242ZM247 203H249V204H247ZM251 203V204H250ZM45 204H47V203H44V202H42V206L44 207V205ZM51 204H49L50 205V208H52V206H51ZM54 204H55V206H54ZM48 205V204H47ZM67 205V204H66ZM161 205V206H160ZM200 207H199V206ZM243 205V206H242ZM247 205V206H246ZM256 205H257V207H256ZM61 206V207H60ZM150 206V205H149ZM214 206V205H213ZM241 206V207H240ZM248 206H249V208L252 210V212H251V210L250 209H248ZM251 206V207H250ZM9 206H8V204H7V208H8ZM20 206H18L17 207V204H16V207H14V209L15 210H19V211H21L22 213H24L25 211H27V209L25 210V211H22V209L21 208H19ZM209 207V208H208ZM237 207H238V209H237ZM240 207V208H239ZM259 207V208H258ZM17 208H19V209H17ZM31 208V207H30ZM44 208H46V207H44ZM159 208H161V209H158ZM202 208V209H201ZM225 208H226V206H225ZM224 208V209H225ZM255 208V209H254ZM98 209V208H97ZM117 209V208H116ZM120 209V208H119ZM123 209V208H122ZM155 209V210H154ZM211 209H212V211L214 212V213H212V211H211ZM230 209V208H229ZM235 209V210H234ZM158 210V211H157ZM202 210H206L205 212L207 213V210H209V213L210 214H202ZM221 210V211H220ZM31 211H32V209H31ZM120 211H125V210H121L120 209ZM165 211V214L163 213ZM237 211V212H236ZM240 213H239V212ZM28 212V211H27ZM96 212H100V214L102 215L104 212L101 210L100 211V209L98 210V211H96ZM115 212V210L113 211V213ZM118 212V211H117ZM221 212V213H220ZM228 212H230V210H228ZM73 213V212H72ZM112 213V214H113ZM215 213H218L219 215H222L221 217H219V215L218 214H215ZM244 213V214H243ZM251 213H253V214H251ZM28 213H26L25 212V215L27 216V220H30L31 221V219L29 218V216L27 215ZM77 214V213H76ZM116 214V213H115ZM118 214H120V215H118ZM118 214H116V215H118V216H120V217H124L123 215L125 214V212H123L122 213V215H121V212H119ZM146 214V213H145ZM213 214V215H212ZM255 214V215H254ZM78 215V214H77ZM104 215H106V214H103V217L102 218H104L105 216ZM114 215V214H113ZM152 215V216H151ZM206 215V216H205ZM218 215V216H217ZM241 215V216H240ZM243 215H245V217H243ZM58 216H60V217H58ZM76 216V215H75ZM79 216L80 215H78V217H77V220H80L79 219ZM108 216V215H107ZM109 216H111V215H109ZM136 216H138V218L136 217ZM67 217H69V218H67ZM80 217H82V216H80ZM120 217H117L118 219L120 218ZM147 217H149V218H147ZM208 217H210V219L208 220ZM212 217V218H211ZM217 217H219V219L217 218ZM71 218V219H70ZM108 218V217H107ZM112 219L113 218H116V216H112L111 217ZM110 217H109V219H105L104 218V220H106V222L105 223H109L110 224V222L112 221V219H111ZM116 218V219H117ZM134 218H135V220H134ZM205 218H206V221H204L205 220ZM116 219H114V221H115V223L117 222L116 221ZM137 219V220H136ZM142 219V220H141ZM215 219V220H214ZM217 219V220H216ZM249 219V220H248ZM68 220V222H65V221H67ZM110 220V221H109ZM119 220H123L122 218H120ZM118 220V221H119ZM261 220V221H260ZM80 221H82V218H81V220ZM121 221H120V223H121ZM124 221V220H123ZM137 221V222H136ZM208 221V222H207ZM212 221V222H213ZM0 225L2 226V227H0V229H5L6 231H5V233H4V237L0 240V264H14L15 262H17L18 260H19V258H20V256H19V254H18V248L20 249V243L19 244H16L15 242H14V240L12 239L13 237L12 236H9V234L10 233H8L7 232V230L8 229H10V226H7V227H4L3 225V222H2V220H0ZM32 222V221H31ZM210 222V223H209ZM112 223V222H111ZM117 223H119V222H117ZM208 223H209V225H208ZM66 224H67V226L69 225H71L70 227L68 226H66ZM75 224V223H74ZM73 224V225H74ZM112 224H114V222L112 223ZM130 224V223H129ZM137 224H138V226H137ZM75 225H77V227L76 226H74V228L76 227L77 229H78V226L79 225H81V224H78V223H76ZM131 226V225H130ZM130 227V228H133V227ZM136 226V227H135ZM81 227V226H80ZM204 227H205V225L203 226V229H204ZM207 227H205V228H207ZM37 228V227H36ZM60 228V229H61ZM76 228H75V232L74 233H72V231L70 232V231H67V235H68V237L71 235L72 236V234L73 235H78V233L79 232H81V230H82V227H81V230H77L76 231ZM122 228H126V227H123L122 226ZM139 228V230H141ZM209 228V227H208ZM207 228V229H208ZM3 229V230H4ZM38 229V232L39 233H41L42 235H43V233L44 234H47L46 233V230H40L39 228H37ZM59 229V233L60 234H58V236H59V241L57 240H55L56 238H54V236L53 237H50V241H47V244H46V249H48V250H50L51 251V253L50 254H55L56 256H58V260L59 261H57V264L60 262V264H61V262L63 261H61V259H64V261H63V263L62 264H65L64 262H65V260H66V262H68V261H70V260H72V262L70 261L69 263H71V264H77V263H79L78 261L80 260H78V257L80 258L81 256H75L72 252H71V250L68 248L69 247V245L68 244H66V243H68V239L65 237V238H63V236H65V234L64 233H61V231L62 230H60ZM129 230V229H128ZM138 229L136 228V231H137ZM138 230V231H139ZM37 231V230H36ZM125 231H126V229H125ZM203 231V230H202ZM204 231H206L205 229H204ZM203 231V232H204ZM244 231H245V233H244ZM77 232V233H76ZM127 232V231H126ZM8 233V234H7ZM199 233V234H198ZM62 234V235H61ZM70 234V235H69ZM11 235V234H10ZM66 235V236H67ZM135 235V236H134ZM58 236H57V238H58ZM69 237L70 239H72V241L74 240L73 239V236L72 237ZM138 236V235H137ZM56 237V236H55ZM131 238V237H130ZM139 238V237H138ZM202 238V239H201ZM204 238H206V239H204ZM239 238V239H238ZM52 239V240H51ZM65 239H67L66 241H65ZM70 239H69V241H70ZM135 239H136V241L137 240H139V239H137L136 237H135ZM63 240V241H62ZM62 241V242H61ZM140 241H142V240H140ZM205 241V242H204ZM241 241V242H240ZM59 244H57V243ZM64 242H66V243H64ZM71 242V241H70ZM70 242H69V244H70ZM63 243H64V245H63ZM237 243V244H236ZM18 245V248H17V246L16 245ZM56 245H58V248H56L57 246ZM62 245L63 246H66L67 247V249L68 250H70V252L72 253H69V252H67V251H64V250H66L65 248L66 247H62ZM68 245V246H67ZM49 246V247H48ZM206 246V247H205ZM219 246H221V244H219ZM256 246L254 245V248H256ZM44 247V248H45ZM135 247V248H134ZM211 247H212V249H211ZM60 248V249H59ZM143 248H141V249H143ZM17 249V250H16ZM139 251H138V250ZM221 249V248H220ZM55 250V251H54ZM61 250V251H60ZM144 250V249H143ZM130 251V250H129ZM128 251V252H129ZM137 251H138V253H137ZM205 251V252H204ZM217 251V252H216ZM144 252V251H143ZM142 252V253H143ZM216 252V253H215ZM71 254V255H73V258H74V256L77 258V262H76V260L74 261V259H71L72 257H71V255L69 256V254ZM131 253H129L130 255H131ZM215 253V254H214ZM210 254V255H209ZM140 255H142V254H140ZM213 255V256H212ZM223 255H225V254H223ZM71 257L70 258V260H69V257ZM216 256L217 255H215V259H216ZM217 256V259L219 258ZM64 257V258H63ZM60 258V259H59ZM75 258V259H76ZM90 258H91V254H90ZM146 258V259H145ZM67 259H68V261H67ZM147 259H148V262H147ZM216 259V260H217ZM227 259H229V260H227ZM140 260H141V258H140ZM212 260V259H211ZM182 261H183V263H182ZM212 261V262H213ZM260 263V262H259ZM68 264V263H67ZM260 264H262V263H260Z\"/></svg>",
    "mask_w": 264,
    "mask_h": 264
}]
</instances>
